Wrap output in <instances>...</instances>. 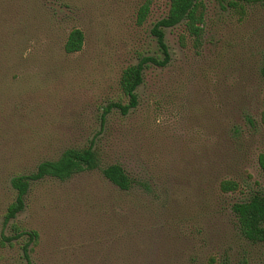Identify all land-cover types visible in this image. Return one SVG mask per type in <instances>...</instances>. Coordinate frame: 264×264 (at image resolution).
Here are the masks:
<instances>
[{
    "label": "rangeland",
    "instance_id": "374dc122",
    "mask_svg": "<svg viewBox=\"0 0 264 264\" xmlns=\"http://www.w3.org/2000/svg\"><path fill=\"white\" fill-rule=\"evenodd\" d=\"M203 2L200 46L182 23L163 28L168 61L147 63L135 108L101 121L126 102L120 72L161 58L150 30L167 0H0V264H264L231 211L264 189V0ZM73 30L81 47L65 53ZM90 144L127 190L99 170L44 177L3 223L12 177Z\"/></svg>",
    "mask_w": 264,
    "mask_h": 264
},
{
    "label": "trees",
    "instance_id": "16d2710c",
    "mask_svg": "<svg viewBox=\"0 0 264 264\" xmlns=\"http://www.w3.org/2000/svg\"><path fill=\"white\" fill-rule=\"evenodd\" d=\"M226 4L236 7L231 1ZM166 15L157 21L150 32L156 39L161 58L146 56L138 63L125 67L118 77L117 85L125 103L119 101L110 103L103 108L101 121L111 108H116L121 115L135 108L138 104L136 90L143 82V71L147 63L157 66H164L168 61L167 48L163 42V28L183 24L186 33L193 38L196 47L200 46V40L204 28V2L203 0H167ZM240 9V7H239ZM147 13V7L142 6L138 12V22L142 21ZM82 34L79 30L71 31L63 45L65 53H73L80 49ZM259 75L264 82V58L259 67ZM257 165L264 179V154H258ZM99 170L104 179L117 187L119 190H127L130 181L124 170L117 164H110L100 167L96 150L90 144L84 148L66 149L60 156L52 161L40 162L34 172L27 175H16L11 178L10 186L15 191L14 200L6 206L3 214V223L13 219L24 205V196L31 182L43 179L44 177L54 178L60 181L68 179L74 174L83 171ZM237 185L231 181L220 183L223 191H235ZM231 211L235 217L236 225L242 237L252 243L264 242V189H248L246 196L231 205ZM17 235L16 227L12 226ZM29 239H35V232H29ZM219 264H229L226 260ZM242 264V263H237Z\"/></svg>",
    "mask_w": 264,
    "mask_h": 264
}]
</instances>
